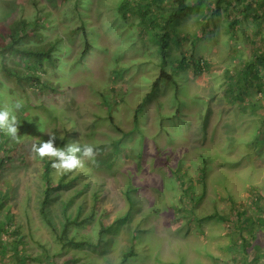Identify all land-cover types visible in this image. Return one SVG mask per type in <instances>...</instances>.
<instances>
[{
    "label": "rangeland",
    "instance_id": "374dc122",
    "mask_svg": "<svg viewBox=\"0 0 264 264\" xmlns=\"http://www.w3.org/2000/svg\"><path fill=\"white\" fill-rule=\"evenodd\" d=\"M122 1L0 0V25L20 20L44 24L35 27L39 36L27 44L53 47L55 62L41 74L44 86L26 89L28 103L20 99L28 107V129L18 150L26 160L2 177L19 184L20 201L14 206L19 241L27 245L28 255L39 257L33 264L40 259L47 264L46 255L59 264H121L129 252L125 264H264V226L243 231L254 234L248 251L259 249V259H244L242 252L234 259L229 246L240 250L241 240L229 224L217 219L199 223L183 209L176 210L182 205L180 184L189 178L193 197L201 195L196 210L200 216L216 207L231 216V196L250 216V199H261L264 208V138L256 141L260 127L264 129V81L244 83L239 74L264 51V19H244L238 11H216L206 3L181 11L172 21L175 34L166 39L163 62L155 30L142 26L135 8L122 9ZM234 18L239 23L232 31L229 22ZM86 40L90 50L80 60ZM198 59L201 72L192 64ZM12 60L9 68L24 69ZM161 68L175 83L158 82L134 123L135 109ZM1 74L9 93L14 80ZM16 98L11 94L2 107ZM30 115L39 116L42 124L28 121ZM50 134L57 137L56 147L66 139L63 147L89 144L96 153L95 162L85 160L83 169L52 172L53 183L78 177L57 190L62 192L49 203L57 229L62 230L66 217L82 221L72 226L69 234L76 241L65 249L37 209L41 180L35 168L40 161L31 147ZM100 218L105 227L112 226L101 244ZM121 218L124 222L117 221Z\"/></svg>",
    "mask_w": 264,
    "mask_h": 264
},
{
    "label": "trees",
    "instance_id": "16d2710c",
    "mask_svg": "<svg viewBox=\"0 0 264 264\" xmlns=\"http://www.w3.org/2000/svg\"><path fill=\"white\" fill-rule=\"evenodd\" d=\"M241 1L244 0H193L192 3H187L185 0H146L143 2L142 0H123L120 7L126 8L131 6L134 9V13L139 18V21L142 26L148 27L154 32V37L160 41L159 51L160 56L165 62V49H166V39L171 35H174V29L170 28L173 19L176 15L185 10L193 9L195 6L200 3H206L207 7H213L216 11L224 8L226 11L237 12L241 14L244 19L246 18H255L260 17L264 19V0H248V5L239 6ZM252 4V7H251ZM239 6V8H238ZM252 8V14L250 10ZM154 9V11H151ZM239 23L238 19L234 18L230 20L229 25L232 31L235 30V27ZM35 27H44L41 22H33L28 23L25 20L12 22L9 26L0 25V71L2 72V77L5 80H14L13 88L5 90L3 85V81L0 78V107H2L5 103L10 101V95L15 94L17 97L16 100H20L23 98L28 103V97L26 93V89L29 87H40L44 86V83L41 82V74L46 72V65H51L54 67L55 62L53 60V47L42 48L36 47L35 45H28L27 43L31 39L38 38V34L35 33ZM160 27L159 32L157 29ZM83 35L86 36L85 30H83ZM27 45H23V44ZM22 45V46H21ZM90 46L85 43V47L81 51L79 55V59H83L89 53ZM12 58H15V64H22L24 69L17 68H9L8 63L14 62ZM185 59H182L175 63L177 68L181 67L184 64ZM194 68L201 72V65H203L202 60L198 59L192 62ZM239 74L244 79L243 82H247L261 78L264 81V51L256 53L255 57L252 61H248L244 67L241 68ZM161 80H165L167 82L175 83L173 77L169 75L164 69L161 68L159 76L153 81L151 84L150 91L144 96L142 102L135 109L134 114V123H137V114L142 110L145 101L150 97V95L154 92V90L158 86V82ZM264 84V83H262ZM259 86V85H257ZM23 104V107L16 112L17 121L19 123L18 132H19V142H15L10 140L4 133L0 132V264H33L31 261L35 259H39V257H34L32 255H28L27 245L23 243V241H19V231L16 226V215L14 213V206L20 201L19 198L18 187L19 184H11L8 179H3L8 170H13L17 166H20L25 160V153L19 152L21 151L22 146L20 145L21 140L25 137V133L28 129V124L26 117H28V113H26V109L28 107ZM25 107V108H24ZM31 121H33L36 125L39 121L42 124L39 116H29ZM112 120V118L110 117ZM264 121V119H262ZM261 120V121H262ZM113 121V120H112ZM113 124V123H112ZM39 126V125H38ZM261 126V125H260ZM118 132H122V130L118 126H114ZM33 130H37V126L33 127ZM53 132H57L54 131ZM32 134V133H31ZM33 135V134H32ZM124 133L122 132V136ZM264 138V129L262 131L261 127L258 131L256 141ZM41 140H46V137H41ZM64 140L60 141L58 147H63ZM120 141L115 142L114 150L118 152ZM28 154V152H27ZM17 159H20L17 161ZM36 160L40 161V164L36 166L35 170L41 180V186L38 187L39 190V198H38V215L44 224L51 230V232L55 235L57 242L61 245L63 249H65L68 245L75 244V235L69 234L72 226L78 227L82 224V221L77 220V216L73 219L65 218L64 224L62 225V230H59L54 225V221L51 217V208L49 203L51 200L58 196V194L62 191L63 188L68 186V183L74 182L78 179L77 175L71 177L69 182H65L62 178H59L57 183L52 182V172L53 168L51 164L53 160L50 158L40 159L36 156ZM16 162H20L16 165ZM180 163V161H179ZM94 167H98L97 164ZM205 175L202 179V185H204L205 189ZM192 184L191 178L185 183L180 184V188L182 190L181 197V206L177 207L176 210L183 209L185 213H187L192 219H195L197 222H201L204 219H217L224 223L229 224L230 229H232L233 233L239 235L241 240L240 250L237 249L235 244H230L229 251L232 252L231 257L236 259L240 256V252H242V257L244 259H259L257 258V252L262 253L259 249L252 250L249 252V247L251 246L252 238H254V234L244 235L243 231L246 229H252L255 225H259L261 228L264 226V208L260 205L261 199L254 198L248 201V205L251 208H254V215L250 216L247 213V209L242 206H238L232 199V196L229 197V205L232 209V215H227L223 210H219L217 207L209 214H205L200 216L197 214V205L200 200V196L195 199L192 195L191 190L189 189ZM252 191L255 189L250 188ZM57 193V194H56ZM185 196V197H184ZM129 198V197H128ZM190 198V200H187ZM200 198V199H199ZM17 202L12 203L13 200ZM130 199V198H129ZM97 197L94 199V204L98 203ZM241 203V202H240ZM259 203V204H258ZM176 206V205H173ZM82 207H79V210ZM105 214V213H104ZM103 214V215H104ZM102 215V216H103ZM228 216V217H227ZM102 218V217H101ZM100 218L99 227L97 229V243H102L103 236L105 232L110 231L112 226L105 227L104 222ZM125 218H121L117 220L118 222H124ZM251 230V232H252ZM84 243V242H83ZM82 244V242L80 243ZM86 244V243H85ZM88 245V243H87ZM91 246V245H90ZM21 248V250L19 249ZM239 248V247H238ZM237 252V253H236ZM13 255L12 257L9 254ZM234 253V254H233ZM132 255V252L126 253L121 258V264H125L128 258ZM237 255V256H236ZM8 256L4 263V258ZM47 264H59L57 261L52 260V257L46 255ZM68 261V260H67ZM64 261V264L67 262ZM255 263V260L253 261ZM37 264H44L43 260L37 261ZM63 264V263H62Z\"/></svg>",
    "mask_w": 264,
    "mask_h": 264
},
{
    "label": "clouds",
    "instance_id": "9594fccd",
    "mask_svg": "<svg viewBox=\"0 0 264 264\" xmlns=\"http://www.w3.org/2000/svg\"><path fill=\"white\" fill-rule=\"evenodd\" d=\"M23 107L21 100H16L11 105L0 107V132L4 133L10 140L19 142L17 117L15 112ZM47 141L34 143L31 151L40 159L50 158L53 160L51 167L56 174L62 175L76 169L85 167V160L95 162V149L92 145L80 146L78 143H69L64 147H56L57 139L55 134L48 135Z\"/></svg>",
    "mask_w": 264,
    "mask_h": 264
}]
</instances>
